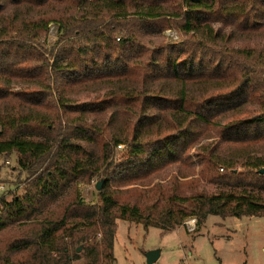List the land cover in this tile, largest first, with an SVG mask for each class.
I'll return each mask as SVG.
<instances>
[{"label":"trees","instance_id":"16d2710c","mask_svg":"<svg viewBox=\"0 0 264 264\" xmlns=\"http://www.w3.org/2000/svg\"><path fill=\"white\" fill-rule=\"evenodd\" d=\"M1 3L14 8L8 19L15 36L0 37V155L17 153L18 165L34 177L23 196L0 198V233L15 226L21 231L0 248V264H72L79 246L85 264H115L117 220L168 231L189 218H196L199 229L211 215L264 217V154L250 151L264 141L252 132L264 129V93H257L251 73L240 76L232 53L218 50L219 43L232 42V34L212 26L262 30L264 0H0V10ZM53 5L83 11L80 18L44 17L42 10ZM24 10L28 19H22ZM51 22L59 24L60 34L74 36L64 38L47 66L38 44ZM173 28L189 39L146 41ZM49 73L64 89L107 92L71 104L62 90L57 100V91L46 84ZM252 101L262 109L256 116L245 108ZM108 107L115 110L102 166L110 160L111 144L125 146L127 163L108 165L98 204H88L73 184L99 174L102 166L91 168L71 139L97 143L104 131L95 123L86 126L88 115ZM170 110L187 121L170 125ZM68 113L77 115L70 123L81 124L64 127ZM207 128H220L223 141L248 151L222 157L218 146L203 145L195 163L188 153ZM176 163L198 167L203 180L226 190L186 194L177 178L145 191L119 190ZM133 196L143 204L133 203Z\"/></svg>","mask_w":264,"mask_h":264},{"label":"rangeland","instance_id":"374dc122","mask_svg":"<svg viewBox=\"0 0 264 264\" xmlns=\"http://www.w3.org/2000/svg\"><path fill=\"white\" fill-rule=\"evenodd\" d=\"M2 4L0 10V37L4 40L15 36L10 31L8 16L14 12V8ZM82 9L68 7L66 5H53L45 8L42 12L44 17L57 18L61 15L76 16L80 18ZM25 15L22 19H28ZM85 24V23H84ZM82 23V25H84ZM215 31H220L222 34H232L233 40L231 43L224 46V43H219L218 50L223 51L225 48L235 56L241 72L240 76L247 73L252 74V80L256 86L257 93H264V27L262 30L246 31L239 27L227 25L223 23H213ZM49 30L41 33L39 48L44 54V63L47 66L53 64L55 56L60 46L65 42L64 38L74 36L72 33L66 36L59 33V24L51 22ZM9 28L10 34L6 35ZM7 33V32H6ZM189 36L180 32L178 29H168L161 36H148L146 41L151 40L157 43L181 42L188 40ZM82 42V41H81ZM146 44H148L146 42ZM250 56V57H249ZM49 70V68H47ZM46 80V84L50 85L57 91L55 99L58 100L59 92L64 91V96L71 104H80L92 101L96 98H103L107 90H92L83 88H65V84L56 75H50ZM15 89L23 88L24 85H13ZM250 115L256 116L261 113V106L255 101L248 103L245 107ZM114 107H108L104 112L88 115L86 126H91L93 123L102 127V131L97 143H92L87 139L76 138L71 139V142L79 144L85 151V158L90 163L96 166H102V144L110 139L107 125L110 120L111 113ZM170 125L178 126L187 121V116L177 110H170L165 113ZM77 115L66 114L63 117V126L72 124L79 126L81 123H70ZM247 115H245L246 117ZM229 119H225L222 123L227 124ZM2 128L0 130V135ZM220 128L206 129L199 138L198 143L188 153L192 160L197 163V157L203 153V145L218 146L220 155L228 157L230 154L241 153L246 151L245 146L241 144L228 143L223 141ZM253 134L264 136V129L254 127ZM56 135V134H55ZM5 138V137H4ZM110 146V160L105 165L100 167L99 174L88 179H79L73 184L78 188V191L84 201L88 204L99 202V190L97 184L102 182L104 186L103 175L108 168V165L115 163L121 165L127 163L128 154L125 146L114 147ZM254 155L264 154V141L257 142L255 146L250 147ZM76 157V156H75ZM79 157V156H78ZM237 170H243L238 167ZM41 171V170H40ZM193 171V173L191 172ZM219 173L224 174L220 171ZM192 174H196L195 176ZM181 175H189L187 178H180ZM32 173L26 172L18 165V155H0V198L5 197L11 201L15 196H23L25 194L29 182L33 179ZM142 177V178H141ZM139 181L132 182L131 185L122 187L119 190H140L145 191L147 187L154 185H167L174 181L175 178L181 183L183 192L190 194L193 192L217 193L221 190H226L225 187L210 184L203 180L199 174V168L196 170L189 167L188 164L176 163L172 164L150 176H141ZM87 178V177H86ZM113 188V187H112ZM150 189V188H148ZM146 189V190H148ZM72 191V190H71ZM133 203L142 205L143 202L135 198H131ZM21 231L17 226L11 227L0 233V248L5 246V243L13 241L14 237H18ZM5 241V242H4ZM4 242V243H3ZM8 245V244H7ZM79 254V259L73 261L72 264H85V254L83 246ZM77 249V250H78ZM161 250L162 255L160 260L155 264H264V217H227L211 215L206 222L197 229L196 218H189L184 225L176 227L172 230H162L154 227L146 229L142 224H136L129 221L117 220V234L114 244V255L116 258L115 264H147L146 256L149 251ZM13 258H16L13 255Z\"/></svg>","mask_w":264,"mask_h":264},{"label":"water","instance_id":"95a60500","mask_svg":"<svg viewBox=\"0 0 264 264\" xmlns=\"http://www.w3.org/2000/svg\"><path fill=\"white\" fill-rule=\"evenodd\" d=\"M101 186H102V182H99L97 184V189L98 190H101V188H102ZM81 249L82 248H79L78 249V252H80ZM161 255H162L161 250H152V251H149L147 253V256H146V262H147V264H155V263H157L160 260Z\"/></svg>","mask_w":264,"mask_h":264},{"label":"built area","instance_id":"2783aa9c","mask_svg":"<svg viewBox=\"0 0 264 264\" xmlns=\"http://www.w3.org/2000/svg\"><path fill=\"white\" fill-rule=\"evenodd\" d=\"M0 130H1V126H0ZM221 172H224V168H220ZM0 192H1V188H0Z\"/></svg>","mask_w":264,"mask_h":264}]
</instances>
